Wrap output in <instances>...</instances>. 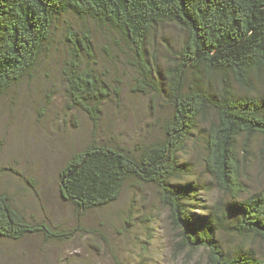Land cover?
Returning a JSON list of instances; mask_svg holds the SVG:
<instances>
[{"label": "trees", "instance_id": "obj_1", "mask_svg": "<svg viewBox=\"0 0 264 264\" xmlns=\"http://www.w3.org/2000/svg\"><path fill=\"white\" fill-rule=\"evenodd\" d=\"M64 13L122 41L140 92L155 85V60L145 57L153 29L172 24L184 40L165 72L172 115L161 138L132 149L93 139L61 169V198L82 213L115 203L129 182L149 184L168 210L182 250L203 249L207 264H264L251 250L226 252L217 238L226 225L243 240L264 244V190L243 199L249 143L258 138L264 149V98L255 94L256 87L264 90V0H0V97L33 71ZM65 41L67 98L96 126L110 93L96 71L91 33L68 29ZM201 120L204 173L230 199L205 217L188 210L197 189L180 179L185 164L179 162ZM39 231L0 193V238L16 242Z\"/></svg>", "mask_w": 264, "mask_h": 264}, {"label": "rangeland", "instance_id": "obj_2", "mask_svg": "<svg viewBox=\"0 0 264 264\" xmlns=\"http://www.w3.org/2000/svg\"><path fill=\"white\" fill-rule=\"evenodd\" d=\"M68 29L90 31L96 71L109 87L110 98L100 107L96 126L67 98L62 70ZM183 40L184 32L172 24L153 29L145 57L149 63L155 60V85L140 92L128 52L115 34L70 13L55 19L33 71L0 97V193L40 229L16 242L0 238V264H207L203 249L178 246L177 230L152 185L129 182L115 203L82 213L64 201L59 190L61 169L93 139L132 149L161 138L162 126L172 115L165 72ZM255 94L264 98L261 87ZM204 129L201 120L179 156L185 164L180 179L197 189L188 210L201 217L218 202L230 201L204 173ZM244 160L243 199L264 190V149L258 138L250 141ZM217 238L228 253L251 250L264 259L263 243L243 240L226 225Z\"/></svg>", "mask_w": 264, "mask_h": 264}]
</instances>
